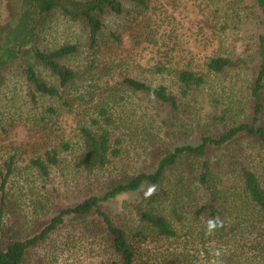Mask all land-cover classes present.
Masks as SVG:
<instances>
[{
	"label": "rangeland",
	"instance_id": "rangeland-1",
	"mask_svg": "<svg viewBox=\"0 0 264 264\" xmlns=\"http://www.w3.org/2000/svg\"><path fill=\"white\" fill-rule=\"evenodd\" d=\"M146 1L147 7L142 8L123 0L129 13L106 20L98 53L86 50V31L80 24L61 16L53 19L46 34L45 46L51 48L65 42L78 46V52L67 59L70 67L84 74L82 80L78 81L79 93L75 96L86 90L90 92V97L77 98L71 107L43 96L33 100L30 86L17 66L4 72L0 80V171L4 170V162L9 156H14L15 163L3 203H0V241L14 234L25 237L39 232L60 208L75 205L87 196L91 188L88 187L89 181L70 169L69 157L63 158L61 166L53 169L49 179L40 177L29 165L30 157L36 152V140L44 141V145L50 140H65L78 147L75 143L78 139L76 128L81 122L83 106L107 107L115 118V137L121 140L120 157L98 175L100 179L102 177L101 182L112 174L152 170L155 164L152 157L154 146L194 144L201 132L209 135L216 133L221 129V124L211 117L215 112L220 114V109L228 102H232L236 110L242 108L245 116L250 112L247 91L250 70L246 74L240 71L211 74L205 69L210 56L239 54L253 43L257 26L251 16L247 19L243 15L237 17L236 9L240 7L234 6L238 0ZM4 15L5 0H0V22ZM138 31H150L151 39L147 41L139 35L135 40L133 36L139 34ZM111 32L119 39L111 36ZM158 64L171 68H193L206 74L205 87L197 92L195 100L188 103L192 106L189 114L181 115L185 122L191 124L174 120L175 128H167L171 122L167 108L143 94L126 92L119 86L122 77L132 76L153 85H166L170 91L178 93L172 72L153 71ZM43 74L52 81L46 71ZM80 99L87 103L83 104ZM215 100L219 103L216 104ZM48 106H52L56 112H47ZM192 119L195 122L192 123ZM245 153L251 154V160L256 157L255 171L264 184L259 163L261 160V164H264V152L254 148L246 138L215 151L209 158L212 163L217 161L213 164L216 189L223 194L229 193L232 197L230 200H238L241 181L229 160L241 162ZM176 174L179 173L173 171L169 174L171 180H164L152 195L160 198L156 205L177 228L174 238L143 227L135 207L140 205L145 208L149 198L141 191L122 194L107 203L106 211L117 224L124 226L134 240L142 264H173V256L180 252L189 256L192 264H196V259L197 264H207L203 235L199 228L201 222L189 220L191 194L194 192L190 195H185L184 191L177 192L175 185H172ZM190 189L198 190V194L194 193L198 203L203 197L199 194L204 192L195 178ZM225 205L230 207L228 203ZM173 208L178 212V218L172 216L170 211ZM72 229V226H68L58 236L34 248L26 264H94L85 247H88L87 242L77 244L74 250L56 253L57 246H63L59 245L60 242Z\"/></svg>",
	"mask_w": 264,
	"mask_h": 264
},
{
	"label": "trees",
	"instance_id": "trees-1",
	"mask_svg": "<svg viewBox=\"0 0 264 264\" xmlns=\"http://www.w3.org/2000/svg\"><path fill=\"white\" fill-rule=\"evenodd\" d=\"M129 1L132 6L147 7L146 0ZM234 7H240L236 9L238 18L242 15L246 19L251 16L255 21L257 33L253 43L239 54L210 56L205 63V69L211 74L226 71L246 74L250 70L247 84L250 112L245 116L242 108L236 110L233 103L228 102L220 109V114H210L212 120L216 119L221 124V129L216 133L209 135L201 132L194 144L182 143L157 148L154 146L152 157L155 164L152 170L112 174L101 182L102 177L100 179L98 175L120 157L121 140L115 137V118L107 107L85 105L81 108L80 105L83 112L81 122L76 128L78 139L75 143L78 147L65 140H50L47 145H44V141L36 140V152L30 157L29 165L40 177L49 179L53 169L61 166L64 157H69L70 169L89 181L88 187L91 188L87 196L75 205L60 208L39 232L25 237L14 234L5 241L1 240L0 264H26L34 248L46 243L53 236H58L68 226L73 229L60 242L59 245L63 246H57V254L74 250L77 244L87 242L88 247H85L94 264H142L134 240L122 224L119 225L113 220L106 211V206L122 194L139 191L145 194L149 186L158 187L164 180L170 181L169 174L173 171L179 173L172 182L177 192L184 191L185 195L192 192L198 194L197 189H190L194 178L203 188L204 194H199L203 197L198 203L196 194H191L192 212L189 220L201 222L199 228L203 235L206 263L212 264L215 258L210 252L220 249L223 264H264V184L260 182L258 172L255 171L256 157L251 160V154L245 153L241 162L229 160L235 166V173L241 181L238 200H230L232 197L229 193L223 194L216 189L213 164L217 161L212 163L209 159L215 151L228 148L243 138L250 140L254 148L264 152V0H238ZM128 13L123 0H5V15L0 22V80L8 68L17 66L30 86L33 100L43 96L69 107L77 98L84 99L85 95L90 97L89 90L75 96L79 93L78 81L82 80L84 74L67 64V59L78 52V46L65 42L49 48L44 44L47 31L56 16L80 24L86 31V50L98 53L106 20L109 17H123ZM138 32L139 34L133 36L135 40L139 35L147 41L151 39L150 31ZM110 35L119 39L112 32ZM45 71L52 81L44 77ZM153 71L172 72L178 93H173L166 85H153L132 76L122 77L119 86L126 92L143 94L167 108L171 114V122L167 128L175 125L174 120L191 124L185 122L181 115L189 114L192 106L188 103L195 100L197 92L205 87L206 74L193 68H171L165 64L156 65ZM82 101L83 104L87 103ZM215 103L219 102L215 100ZM46 110L50 114L56 112L52 106H48ZM192 120V123L195 122ZM14 163V156H9L4 162V170L0 171V203H3ZM253 163V166L249 165ZM259 163L264 176V164H261V160ZM148 198L145 208L140 205L135 207L139 221L147 230L174 238L178 230L156 205L160 198ZM225 203L230 204V207ZM170 212L173 217L178 218L175 208ZM1 217L0 209V221ZM210 218L219 219L222 226L213 234L206 235L207 221ZM197 262L198 259L196 264ZM172 263L192 264V261L189 256L180 252L173 256Z\"/></svg>",
	"mask_w": 264,
	"mask_h": 264
},
{
	"label": "clouds",
	"instance_id": "clouds-1",
	"mask_svg": "<svg viewBox=\"0 0 264 264\" xmlns=\"http://www.w3.org/2000/svg\"><path fill=\"white\" fill-rule=\"evenodd\" d=\"M158 191L157 186L151 185L145 192L146 197H151ZM222 226V222L217 218H210L207 221V230L206 235H211L213 232L218 228ZM213 257L215 258L212 262V264H223V260L220 259L222 256V251L220 249H214L212 252Z\"/></svg>",
	"mask_w": 264,
	"mask_h": 264
}]
</instances>
